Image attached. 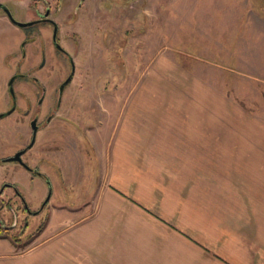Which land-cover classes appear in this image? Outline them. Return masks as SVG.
<instances>
[{
    "label": "rangeland",
    "instance_id": "374dc122",
    "mask_svg": "<svg viewBox=\"0 0 264 264\" xmlns=\"http://www.w3.org/2000/svg\"><path fill=\"white\" fill-rule=\"evenodd\" d=\"M33 1L0 0V3L15 21L21 22L26 17H36L34 7L33 13L31 10V14H26ZM37 1L34 6L43 11L47 4ZM45 1L53 8L54 0ZM67 2L60 1L63 14L68 11ZM83 3L76 10L78 23L66 26L74 36L68 43L74 47L77 42L80 55L75 58V74L63 91L61 109L57 112L67 118L54 119L52 128L88 129L95 134L97 130H106L112 133L108 144L113 145L121 136L112 131L124 128L121 119L126 115L131 119V114L141 113V107L146 108L142 110L146 115L164 118L166 129L189 112L195 129L192 133L196 135L191 149L198 151H167L168 138L155 137L158 143L149 138L150 145L159 144L166 150L149 153L148 173L143 171V177L132 186L152 209L182 225L190 220L189 209L204 208L208 194L251 192L253 188L264 192V175H259L260 179L255 175L264 172V0H83ZM0 13H4L1 7ZM59 18L64 21L62 16ZM41 26L42 30L39 25L13 29L0 17V110H11L14 106L13 98L11 102L7 99L6 82L15 71L29 76L16 79L12 85L11 96L18 108H24L23 90L28 91L32 100L41 93V87L30 76H43L44 72L33 71V67L44 61L47 65L51 60L53 65H65L64 56L52 47L51 26ZM20 32L30 40L35 37L23 50L26 58L15 46L7 44V40L17 39ZM37 32L43 35H35ZM63 73L51 74L47 86L54 95L45 104L55 102V88L65 78ZM14 118V115L0 117V160L14 156L20 146V137L13 132ZM66 139L67 144L60 138H54L53 143H60L62 149L64 146L73 149L65 153L67 172L61 173L55 160L40 161L49 178L39 185L24 178L27 173L14 162H0V190L13 183L30 210L39 211L43 207L36 215H29L14 189L4 188L1 197L4 202L9 200L18 218L12 232L19 233L20 224L28 218V228L18 241L21 247L29 246L34 238L32 233L50 215L57 218L58 211L52 209L83 205L92 209L96 207L98 188L106 186L111 165L108 153H112L105 147L109 135L101 138V144L98 136ZM11 167L19 172L11 173ZM67 174L72 175L68 178ZM260 181L261 184H254ZM111 208L119 213L117 234L118 240H123V215L130 207L124 199H116ZM12 212L9 207L0 211L3 222L11 224Z\"/></svg>",
    "mask_w": 264,
    "mask_h": 264
},
{
    "label": "crops",
    "instance_id": "0c3cea01",
    "mask_svg": "<svg viewBox=\"0 0 264 264\" xmlns=\"http://www.w3.org/2000/svg\"><path fill=\"white\" fill-rule=\"evenodd\" d=\"M145 109L139 108L141 113L131 114V119L127 115L121 119L124 128L111 130L121 136L113 145L108 144L112 133L101 129L97 134L88 129H52L45 136L51 143L44 151L37 148L40 141L36 142L31 149V164L36 166L42 153L55 160L62 173L65 167L69 168L65 153L73 149H62L60 143H53L54 138L67 144L69 136H98L101 144V138L109 135L108 141L104 140L112 152L108 153L111 165L106 186L98 188L96 207L92 209H85L84 205L52 209L58 211L57 218L50 215L29 246L21 247L18 242L0 237V264H264V192L257 188L251 192L208 194L204 208L188 210L190 220L186 225L165 219L137 194L132 186L143 177V171L148 173L149 153L166 150L159 144L150 145L155 137L168 138L167 151H198L191 149L196 135L192 133L195 129L189 112L166 129L164 118L146 115ZM153 143H158V139ZM38 168L47 169L42 164ZM67 175L69 178L72 174ZM255 175L260 179L264 172ZM116 199H124L130 207L123 215V240H118L117 234L119 213L111 208ZM72 215L78 218L69 219Z\"/></svg>",
    "mask_w": 264,
    "mask_h": 264
},
{
    "label": "flooded vegetation",
    "instance_id": "af4514ba",
    "mask_svg": "<svg viewBox=\"0 0 264 264\" xmlns=\"http://www.w3.org/2000/svg\"><path fill=\"white\" fill-rule=\"evenodd\" d=\"M54 1L55 2L53 5V8H51V3H47V1L43 0V2L47 4L46 6H44L43 11H40L37 6H34V4L39 3L37 0H34L32 2V5L29 4L27 7L28 11L26 10L27 11L26 14L28 15L31 14L30 12L31 10L33 13V9L31 7H34L35 11L33 14L36 17L34 16L33 18L26 17L24 21H21L22 23H29V25L27 26H19L18 24L15 23L17 21L15 20H14L15 22L12 21L11 18L8 16L7 12L5 11V9L7 11L8 9L5 8L2 3H0V7L3 8V12H4L3 14L0 13V17L3 21L5 20L9 22V26H11L13 29L19 30V28L39 25L40 27L38 29L42 30L41 24L50 25L51 26V32H50L51 44L54 49V52H60L64 56L62 57V59H64L65 65L61 64L60 67L57 65H53L52 60L47 65H45V61H44L40 65L37 64L36 66L33 67L34 68L33 71L36 69H39V71L44 72L43 76H39V75L36 76L35 74L30 76V79H32L36 84H38L41 87V93L39 94V96L35 97L34 100H32L31 97L28 96V91H26V89L23 90L22 97L25 101L24 108H18L14 97L11 96L13 95L12 85L14 81H16V79L18 80L20 78H28L29 76L23 74L19 70L18 72L15 71L11 75L12 79L9 81V83L6 82V92H7V97H8L7 99L8 101L11 102L13 98L14 106L11 108V110L10 109L0 110V117L2 119L8 118L11 115H14L15 126L13 129L14 130L13 132L15 135L17 134L20 137V144H19L20 146H18V149H16L14 153V156L17 153H19L20 160L8 161L7 159L10 157H6L0 160V162L1 161L2 162H14L15 164L19 165L20 167H22V169H24L27 172L28 175H26L24 178L31 179V181L38 182V183H41L42 181H45L46 179H48L49 175L48 173H46V171L39 169L37 165H39L40 161L45 162L49 159L43 156L42 153H39L40 154L39 163L36 166H33L30 162L34 154V153L32 154L31 149L34 147L37 141H40L37 148L40 147L44 151L45 150L44 148L49 146V144L51 143L49 142V140L47 141V138L45 136L47 134H50V132L52 131L53 120L54 119L63 120V118H67V115H64L63 117L62 114H58L57 112L59 109H61V105H62L61 97H62L63 91L66 88V86L72 81V78L74 77L75 65H76L75 58L77 59V57L80 56L78 55L79 54V47H77L78 43L76 42V45L74 47H72L68 43L74 39V36H73V31L66 30V26L69 23L73 24L74 26L78 23L80 17L76 10L82 5L83 0H68L67 4H65V8H67L68 11L65 14H63L62 12L63 7L61 8V4H60L61 0H54ZM56 16H59V17L62 16V19H64V21L60 22V18L57 17L58 18L57 19ZM29 34L33 35L35 33H29ZM35 35H43V33L37 32V34ZM34 39L35 37H32L30 40L27 34H22L20 32L18 34L17 39L7 40V44H10V45L12 44V46H15V48L21 53V56H24L26 58L27 57L26 53H24L23 50L27 47V45L28 46L31 45V42ZM41 53H42V56L45 57V50H42ZM46 56H48V54ZM51 59H52V56H51ZM16 66L20 68L18 64ZM53 72L57 74L66 72V73H63L64 75L66 74V76L63 80H61L58 83V85L55 88L56 90L55 93L57 97L55 98V102H52V104H49V101H48L45 104L44 102L48 98H51L54 95L53 89L51 88L48 91V86H47L50 79L52 78L51 74ZM7 84H8V87H7ZM47 106H50V107L48 108ZM43 109L45 110L44 112H43ZM58 116L61 118H59ZM14 156H11V157H14ZM10 169H11L10 170L11 173H17L18 171V169H16L15 167H11ZM5 187H10L11 189H14L15 194L19 198H21V203H22L24 212H27L29 215H36L38 212L42 211L43 207L39 209V211L37 209L30 210L27 204L25 203V200L23 199V195L20 193L18 188L13 183L6 184L0 190V201H3V198L1 196H2V193ZM9 208L12 212L13 209L11 208V206ZM27 219L28 218L25 217L23 219V222L20 224V228H19L20 234L22 232H25L26 228H28ZM0 224L4 228H9L13 230L18 225V218L12 212L11 224H6L5 222H3L1 218H0Z\"/></svg>",
    "mask_w": 264,
    "mask_h": 264
},
{
    "label": "trees",
    "instance_id": "16d2710c",
    "mask_svg": "<svg viewBox=\"0 0 264 264\" xmlns=\"http://www.w3.org/2000/svg\"><path fill=\"white\" fill-rule=\"evenodd\" d=\"M5 207H10L9 200L6 202L1 201L0 203V211L5 208ZM44 223L40 224L37 229L32 233L31 237H35L44 227ZM25 232L20 233H13L11 229L9 228H4L0 224V237H7L9 238L12 242L17 243L20 240V237L24 234Z\"/></svg>",
    "mask_w": 264,
    "mask_h": 264
},
{
    "label": "water",
    "instance_id": "95a60500",
    "mask_svg": "<svg viewBox=\"0 0 264 264\" xmlns=\"http://www.w3.org/2000/svg\"><path fill=\"white\" fill-rule=\"evenodd\" d=\"M5 11L7 12L8 16L11 18V20L14 21V19L10 15V13L6 9H5ZM15 23L18 24L19 26H27V25H29V23H22V22H15ZM7 160L8 161H14V160L18 161V160H20L19 153H17L14 157L8 158Z\"/></svg>",
    "mask_w": 264,
    "mask_h": 264
}]
</instances>
